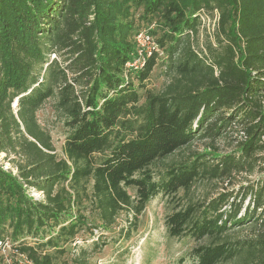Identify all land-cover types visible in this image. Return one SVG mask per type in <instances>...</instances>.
Returning <instances> with one entry per match:
<instances>
[{
  "label": "trees",
  "instance_id": "trees-1",
  "mask_svg": "<svg viewBox=\"0 0 264 264\" xmlns=\"http://www.w3.org/2000/svg\"><path fill=\"white\" fill-rule=\"evenodd\" d=\"M202 14L217 20L201 44ZM142 30L153 47L139 54ZM160 59L168 82L154 92ZM49 99L68 129L63 157L36 116ZM234 128L243 139L233 153L171 163L156 178L155 162ZM259 152L264 0H0V153L11 165L0 163V246L15 264H91L122 211L136 219L158 195L256 166L254 182L175 207L165 226L170 237L211 239L192 249L196 264H264ZM248 221L258 238L220 242Z\"/></svg>",
  "mask_w": 264,
  "mask_h": 264
},
{
  "label": "rangeland",
  "instance_id": "rangeland-1",
  "mask_svg": "<svg viewBox=\"0 0 264 264\" xmlns=\"http://www.w3.org/2000/svg\"><path fill=\"white\" fill-rule=\"evenodd\" d=\"M201 20L198 41L202 44L207 34L212 38L217 17L216 14L212 17L202 14ZM141 26L146 30L145 25ZM145 30L141 32L147 35ZM138 45L140 48L138 49L139 54L142 52L148 53L153 43L151 39L147 38L146 41L141 40ZM159 54L162 55L161 52ZM161 61L162 59L158 60V64L153 69L147 84V87L154 92L162 91L168 82ZM36 116L39 123L49 132L56 154L63 157V144L68 129L62 122L61 113L54 107V101L52 99L47 100L36 111ZM235 128L228 129L224 134L214 137L198 136L188 145L177 149L165 159L155 162L151 167L156 178L171 163L189 162L198 155L203 156L208 152L222 155L233 153L236 151L239 141L243 139L242 131H234ZM256 155L259 158L264 156V152L256 153ZM7 161L4 154L0 153V163L4 167L11 166ZM257 170L256 166L254 171L250 173L248 171L233 172L230 177L224 180L198 179L188 191L179 190L175 196L169 198L158 195L148 201L136 219L132 218L130 211H122L114 226L103 232L108 243L100 252L90 257L91 264H196L192 259V249L200 244L211 243V239L204 238L196 241L188 237H170L165 226L166 215L175 207H182L188 202L209 200L219 193L237 190L241 185L252 183L259 176ZM129 192L134 193L133 190H129ZM30 194L34 198H41L42 196L41 192H36L33 189L30 190ZM246 203L247 199L244 205ZM242 211L239 213L241 216L243 215ZM261 231V227L248 221L230 228L220 242L227 241L234 244V242L240 240L256 239ZM88 239V241H91L90 237ZM74 244L75 242L72 247ZM76 244H82L81 240H76ZM253 259L245 261L237 258L233 261L218 264H243V262L254 264L255 259ZM15 260H18V258L8 251V246H0V264H15Z\"/></svg>",
  "mask_w": 264,
  "mask_h": 264
},
{
  "label": "built area",
  "instance_id": "built-area-1",
  "mask_svg": "<svg viewBox=\"0 0 264 264\" xmlns=\"http://www.w3.org/2000/svg\"><path fill=\"white\" fill-rule=\"evenodd\" d=\"M200 16H201V15H200ZM147 38L150 39V37H149L148 35H145V34H143L142 32H139V33L135 36V39L137 40L138 43H140L141 40L146 41ZM152 47H153V46H152ZM149 51H150V50H149ZM149 51H148V53H149ZM140 62H141V61L138 59V60H135L133 63H127V65H128V66H134V67H137V64H140ZM5 245L7 246V243H5Z\"/></svg>",
  "mask_w": 264,
  "mask_h": 264
}]
</instances>
